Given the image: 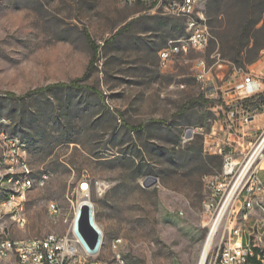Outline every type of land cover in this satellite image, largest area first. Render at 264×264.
Instances as JSON below:
<instances>
[{
  "label": "rangeland",
  "instance_id": "obj_1",
  "mask_svg": "<svg viewBox=\"0 0 264 264\" xmlns=\"http://www.w3.org/2000/svg\"><path fill=\"white\" fill-rule=\"evenodd\" d=\"M201 10L213 35L208 46L163 63L160 51L187 36L186 24L149 1L0 0L1 128L27 144L35 177L48 176L26 197V225L8 216L13 237L65 234L89 199L110 264L199 263L213 224L208 178L224 164L217 136L240 104L231 139L239 156L264 132V90L245 103L230 90L251 71L264 77V48L250 52L264 44V0H205ZM85 30L100 44L85 83L104 98L77 89L21 101L7 95L81 78L93 55ZM138 124L144 129L131 128ZM151 176L158 182L146 187ZM254 209L245 240L264 257V204Z\"/></svg>",
  "mask_w": 264,
  "mask_h": 264
},
{
  "label": "built area",
  "instance_id": "obj_2",
  "mask_svg": "<svg viewBox=\"0 0 264 264\" xmlns=\"http://www.w3.org/2000/svg\"><path fill=\"white\" fill-rule=\"evenodd\" d=\"M151 4H156L164 14L183 18L186 26H191V35L172 40L166 50L160 51L163 63L180 55V49L204 50L208 46L213 37L211 28L209 24H201L202 13H193V0H151ZM230 90L236 92L242 102L252 99L264 90V77L251 71L243 81L235 82ZM243 108L240 104L229 112L227 131L216 139L215 149L223 156L224 164L219 174L208 178L213 200L206 206L208 211L213 212V221L216 222L221 214L222 216L216 233L220 236L214 246L211 264H264V257L255 256L249 251L245 240L246 227L244 223L237 222L238 209H245V212L252 209L249 195L254 194L257 189H264V178L260 176V171L264 170V132L251 151L246 153L239 150L242 157L231 144L233 132L240 130L233 117L238 118V114L244 112ZM249 119L252 118L244 117L245 121ZM221 140L227 144L222 146ZM0 167L5 168V161L0 162ZM81 190L85 197H89L91 184L82 183ZM24 202V196H13L4 203L5 211L0 212V264H109L100 253V243L104 240L102 231L97 248L87 249V246H82V250H74V242H79V227L76 222H72L71 231L61 235L13 237L7 226L8 220H3V213H10V219L22 222L24 227ZM261 204H264V198H261ZM92 209L94 211L93 206ZM51 211H56L52 202ZM2 242L11 243L10 253H3ZM251 258L256 259L255 263L251 262Z\"/></svg>",
  "mask_w": 264,
  "mask_h": 264
},
{
  "label": "bare ground",
  "instance_id": "obj_3",
  "mask_svg": "<svg viewBox=\"0 0 264 264\" xmlns=\"http://www.w3.org/2000/svg\"><path fill=\"white\" fill-rule=\"evenodd\" d=\"M144 1L151 2V0H143V2ZM204 1L205 0H193V13L194 14L202 13L201 24H208L204 17L203 11L201 10ZM186 31H187V36L191 35V26H186ZM187 49L188 48L180 49V51H186ZM2 124H3V120L0 118V162L5 161V168L2 169L0 167V212L5 211L4 203L9 201V199H11L13 196H24V201H26V197L28 193L36 187L45 186L48 179L47 175H42L37 178L35 177L33 169L31 168V165L26 158V153H25L27 147L26 143L18 136L14 134H10L5 129H2L1 128ZM261 198H264V189H257L254 191V194L249 195V205H251L252 209H249L247 212H245V209H238V215H237L238 223H245L250 220L251 212L254 210L256 202L261 201ZM83 202L92 204L89 199H84L81 203ZM52 204L54 207H56V211H51V203H50L49 213L51 216H57L60 212V207L54 201L52 202ZM24 207H25V202H24ZM77 213H78V208L75 215V219L73 221L74 223L76 222ZM8 216H10V213H3V220H7ZM221 216L222 214L220 215L219 219L216 222L213 221L209 236L206 239L203 250L201 252L200 260H198L199 261L198 264L207 263V259L210 254L213 241L216 237ZM93 222L96 228L99 231H101L95 221L94 211H93ZM18 224L20 227H23L22 222H18ZM68 231H71V227L68 229ZM48 235H61V234L53 233ZM77 238L79 242H74V250H82V246H87V249H92L89 246L86 239H84V237L82 236L80 230H77ZM102 243L103 242L100 243V253H102ZM248 249L249 251L252 252V254L255 255L254 250L251 247V243H248ZM2 250L3 253H10L11 243L2 242ZM257 256H261V255L259 254Z\"/></svg>",
  "mask_w": 264,
  "mask_h": 264
},
{
  "label": "trees",
  "instance_id": "obj_4",
  "mask_svg": "<svg viewBox=\"0 0 264 264\" xmlns=\"http://www.w3.org/2000/svg\"><path fill=\"white\" fill-rule=\"evenodd\" d=\"M85 35H86L87 40L91 46L93 55H92V58H91L89 65L87 67L86 72L84 73V75L81 78H76V79L68 81V82L60 81V82L48 84L46 86L37 87L35 89L28 91L26 94L21 95V96L16 94V93H13V92H9V93H7V95L12 100L21 101V100H24L28 96L51 92L55 89H57V90H62V89L74 90V89H77V90H89V91L94 92L95 94L99 95L100 97L104 98L103 93L101 91H99L95 86L85 83V81L89 77H91L92 72H93V68H94L95 63L97 62V60L99 58V54H100V44H98L97 41L92 38V36L88 30H85ZM116 37H117V34L112 36L111 39H115ZM109 41H111V40H109ZM263 48H264V44H257L256 46L250 48V52L254 53L255 55H258V53ZM253 99L254 98L243 101V103L249 102L250 100H253ZM131 128L136 130V131H141L142 129H144V124L132 125ZM219 156L223 157L222 155H219Z\"/></svg>",
  "mask_w": 264,
  "mask_h": 264
},
{
  "label": "water",
  "instance_id": "obj_5",
  "mask_svg": "<svg viewBox=\"0 0 264 264\" xmlns=\"http://www.w3.org/2000/svg\"><path fill=\"white\" fill-rule=\"evenodd\" d=\"M157 182L158 179L151 176L144 182V185L146 187H152ZM76 223L78 224L79 230L84 239L88 242L89 246L92 249L97 248L100 243L101 234L93 222L92 204L86 202L79 204Z\"/></svg>",
  "mask_w": 264,
  "mask_h": 264
},
{
  "label": "crops",
  "instance_id": "obj_6",
  "mask_svg": "<svg viewBox=\"0 0 264 264\" xmlns=\"http://www.w3.org/2000/svg\"><path fill=\"white\" fill-rule=\"evenodd\" d=\"M237 99H239V98L237 97ZM263 178H264V177H263ZM254 210H255V209H254ZM254 210H253V211H254ZM253 211H252V212H253ZM252 212H251V218H250L249 222H251V221L253 220V218H252ZM249 222H248V223H249ZM260 255H261V254H260Z\"/></svg>",
  "mask_w": 264,
  "mask_h": 264
}]
</instances>
